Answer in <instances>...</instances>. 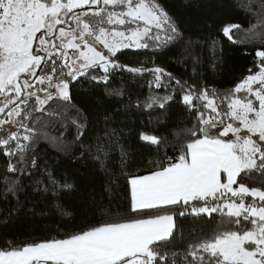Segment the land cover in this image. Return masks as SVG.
I'll return each mask as SVG.
<instances>
[{"label": "snow or ice", "instance_id": "1", "mask_svg": "<svg viewBox=\"0 0 264 264\" xmlns=\"http://www.w3.org/2000/svg\"><path fill=\"white\" fill-rule=\"evenodd\" d=\"M246 10L256 15L258 31L252 25L239 40V24L220 31L233 44H264V0H246ZM182 36L159 0H0V154L12 174L3 177L0 195L16 197L18 208L26 187L22 177L38 191L51 188L53 196L73 187L47 167L41 171V143L67 155L79 146L81 155L107 171L116 133H105L108 147L98 137L84 148L86 117L71 89L87 83L121 97L123 88L110 85L117 73L150 72L149 87L166 94L150 95L143 107L164 109L178 95L193 117L191 127L172 141L140 133L156 156L144 174L127 180L126 206L102 211L98 223L41 241L8 240L0 247V264H264V50L255 52L257 70L250 68L225 91L197 87L158 66L120 63L122 50L157 51ZM211 44L215 49L217 40ZM57 127L62 131L53 135ZM70 127L76 130L72 142L63 138ZM169 147L179 154L168 156ZM120 151L127 175L128 155L123 146ZM55 207L71 223L72 213L59 203ZM184 217L192 221L187 231L178 223Z\"/></svg>", "mask_w": 264, "mask_h": 264}, {"label": "trees", "instance_id": "2", "mask_svg": "<svg viewBox=\"0 0 264 264\" xmlns=\"http://www.w3.org/2000/svg\"><path fill=\"white\" fill-rule=\"evenodd\" d=\"M159 3L179 26L182 39L157 51L123 50L118 53L120 63L129 67L158 66L181 80L195 83L197 87L203 83L221 91L234 88L249 74L250 68L257 70L254 67L255 52L264 50V44H233L220 31L225 24H239L242 26V32L236 36L239 40L252 25H257L256 30H259L256 15L246 10V0H159ZM212 39L217 40L215 49ZM152 79L150 72L142 75L126 70L117 73L110 80V85L113 89L123 88L121 97L107 95L104 86L92 87L87 83L71 89L74 103L83 109L86 117L84 148L95 145L98 137L108 147L105 133H116L105 161L107 171L102 170L100 162L91 156L81 155L79 146L74 145V154L67 155L56 151L55 146L41 143L38 149L41 171L47 167L58 181H67L73 187L59 189L53 196L51 188L46 193L38 191L33 180L22 177L26 187L19 194V208L16 197L9 195L5 200L0 195V247H4L8 240L18 244L31 243L55 236L58 232L75 231L98 223L102 211L129 203L130 185L127 180L132 174H144L147 162L156 156L155 146L141 141L140 133L172 141L193 122L192 115L186 111L178 95L164 109L158 105L143 107L150 95L163 97L166 94L163 88L149 87ZM137 104L141 107L138 108ZM105 117L109 119L105 120ZM12 130L16 131L15 128ZM50 131L59 135L62 129L57 127ZM75 134V128L70 127L63 138L72 142ZM117 139L119 143L115 142ZM121 146L128 155L127 175L121 171ZM167 154L175 157L179 153L169 147ZM6 166L7 161L0 154V192L4 187L3 177L12 175L6 173ZM57 203L72 213L71 223L67 217H61L55 207ZM178 223L185 231L192 227L188 217L178 220ZM176 247L184 245L177 243Z\"/></svg>", "mask_w": 264, "mask_h": 264}, {"label": "rangeland", "instance_id": "3", "mask_svg": "<svg viewBox=\"0 0 264 264\" xmlns=\"http://www.w3.org/2000/svg\"><path fill=\"white\" fill-rule=\"evenodd\" d=\"M89 43H91V44H93V46L97 47L98 50L106 51V50L103 49L102 45H99L98 43H96L92 38H89Z\"/></svg>", "mask_w": 264, "mask_h": 264}]
</instances>
